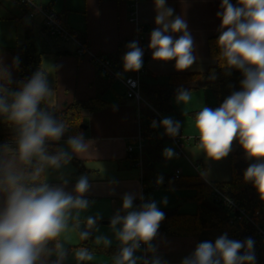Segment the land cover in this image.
Returning <instances> with one entry per match:
<instances>
[{"label":"clouds","instance_id":"clouds-1","mask_svg":"<svg viewBox=\"0 0 264 264\" xmlns=\"http://www.w3.org/2000/svg\"><path fill=\"white\" fill-rule=\"evenodd\" d=\"M35 5L33 0H27ZM155 25L150 33L149 49L156 61L175 60V69L185 71L197 61L195 42L183 16L174 15L166 0H154ZM217 12L220 19L215 57L226 75L232 69L241 71L239 91H233L215 108L202 107L194 117L198 137L196 147L206 162H218L232 151L238 142L246 159L254 160L244 172L245 183H251L264 201V0H221ZM169 33H180L173 38ZM122 57L123 72H139L143 67L144 50L138 41L126 45ZM19 56L12 66L5 65L0 53V118L12 131L9 142L0 144V264H66L71 255L75 264H87L94 259V249L82 242L92 239L95 247L107 249L113 238L100 233L98 222L102 213H86L94 201L86 195L91 189L90 177L80 175L71 192L66 191L70 174L65 171L74 156L82 160L97 159L95 141L86 139L83 132L70 135L64 146H58L70 126L47 105L53 93L49 77L59 65L49 64L51 72L39 67L17 89L10 85L12 69L18 68ZM122 79V73H116ZM216 79L215 70L209 76ZM129 83H133L129 81ZM190 91L177 89L175 102L186 103ZM164 135H180L181 123L164 117L159 124ZM163 157L171 160L174 149L167 147ZM55 174L58 184L50 183ZM201 176L206 179L210 170ZM157 184L163 177L157 178ZM117 181L110 180L109 185ZM114 187L109 194H114ZM139 199L140 204L134 202ZM227 199V203L232 201ZM160 204L167 205V197ZM123 213V214H121ZM165 213L155 200H145L143 194L128 192L122 196V207L110 219L109 229L118 251L110 264H166L156 255L152 242L158 235ZM78 237L81 246L74 247L67 234ZM93 233H97L93 237ZM144 246L145 255L136 253ZM148 254H151L149 257ZM255 241L230 239L227 233L215 242L203 241L181 260V264H255Z\"/></svg>","mask_w":264,"mask_h":264},{"label":"crops","instance_id":"crops-1","mask_svg":"<svg viewBox=\"0 0 264 264\" xmlns=\"http://www.w3.org/2000/svg\"><path fill=\"white\" fill-rule=\"evenodd\" d=\"M35 1L40 6L53 9L63 25L68 30L77 32L78 41L81 42L79 37L82 38L94 56L102 55L109 60H116L119 45L135 40L137 28L141 29L143 31L142 46L146 49L144 73L140 79L142 83L165 84L168 75L205 72L215 63L208 56V40L215 38L217 41L219 36L221 21L217 17V12L222 11L221 0H166V6L174 9V15L183 16L186 20L188 30L195 42L194 55L198 59L191 68L185 71L175 69V60L162 62L152 58V50L148 45L150 33L156 27L154 0H136V2L133 0ZM231 3L236 5L234 2ZM169 34L173 35L174 39L180 35V33ZM27 40H32L40 50L42 68L51 72L49 64L60 66L59 70L51 73L49 77L53 86V93L47 101L50 108L63 110L75 101L83 102L95 98L105 103L99 110L93 112L84 110L80 114L81 125L85 126V129L80 126V132L84 133L86 139L95 141L93 147L97 153V159L82 160L79 157H73L65 169L70 174L66 191L73 190L80 175L90 177L91 189L86 198L95 203L84 215L101 212L102 219L98 222L99 229L101 226H107L113 238L111 247H119L109 229L110 219L117 210L121 209L122 196L125 193L143 194L141 171L135 165L136 163L132 164L129 160L126 146L138 134L139 120L144 116V112L140 111L138 120L135 102L124 96L123 85L119 81L103 77L86 55L76 53L75 43L49 37L41 25L39 15L28 17L15 0H0V53H2L5 65L12 66L15 58L14 48L24 44ZM118 65L123 70L122 63L118 62ZM127 74L128 72L124 73V75ZM12 80L14 84L16 68L12 69ZM175 97L171 100L173 111L167 117L177 118L179 122L188 117L184 115L185 113L199 111L202 107L211 106L215 102L208 90L194 91L190 93L191 98L186 102L188 103L187 112L182 113L177 110L180 104L175 102ZM186 122L187 128L184 131L180 130V135L185 138L183 155L175 156L171 160L163 157L157 169L169 174H175L178 171L181 177L198 175L205 183L229 181L231 178L230 154L221 161L206 162L205 156L196 147L198 137L193 136L195 130L189 127V124H192L189 122L194 121L188 117ZM70 135L68 131L58 146H64ZM191 137L195 139L191 140ZM232 150L242 149L238 142H234ZM254 162L250 160L249 165ZM192 164L197 166L196 170ZM204 170H210L206 179L200 174ZM110 180H115L117 183L110 186ZM50 183H59L55 179V174L50 178ZM112 187L115 191L110 195ZM192 196H194L193 189L155 188L151 194V200L158 203L160 210L176 208L179 213L192 215L197 212V204L191 199ZM164 197L168 199L166 206L159 203ZM134 203L139 205L140 200L137 199ZM201 204L204 209L212 213L222 214L210 199ZM103 222H108V224H103ZM96 234L93 233V237ZM222 234L220 230L213 228L204 229L193 236L170 237L158 231L152 243L157 247L156 255L166 261V264H181V260L190 255L198 243L203 241L214 243L216 238ZM67 238L72 245L79 241L73 233L67 234ZM90 241L92 243V239ZM114 254L106 253L105 255L109 257ZM136 254L142 256L141 250ZM104 260L103 257H94L93 261L87 264H110L111 258L108 263H104ZM66 264H71V261L68 259Z\"/></svg>","mask_w":264,"mask_h":264},{"label":"trees","instance_id":"trees-1","mask_svg":"<svg viewBox=\"0 0 264 264\" xmlns=\"http://www.w3.org/2000/svg\"><path fill=\"white\" fill-rule=\"evenodd\" d=\"M230 1L237 3V0ZM79 40L86 45L82 38L79 37ZM126 45H119L116 60H111L114 67L122 69L118 65V62L122 63V57L127 51ZM140 47L144 50V66L146 49L143 46ZM13 52L14 57L19 56L20 58L19 67L16 68V81L10 85L13 90H16L18 82L26 81L41 67V52L32 40H27L24 44L15 47ZM218 52L215 38H210L208 40V56L215 63L207 71L168 75L167 82L161 85H148L140 82V93L147 104L140 106V111L144 112V116L139 121L140 134L144 140L140 169L143 196L145 200H151V194L155 188L193 189L194 196L191 199L197 204V212L191 215L179 213L176 208L163 209L161 211L165 213V219L161 222L158 231L170 237L193 236L204 229L213 228L220 230L223 234L227 233L230 239L244 241L247 238H252L255 241V264H264V237L258 233L253 225L247 223L243 218H239L235 210L230 207H224L212 197L214 188L238 207L243 208L247 215L261 229H264V201L260 200L253 185L245 183L243 178L250 161L246 159L243 150H232L230 152L231 178L227 182L205 183L198 175L175 177L174 174L164 173L157 169V165L163 161L162 153L165 143L169 141V136L163 134L165 131L163 127L158 126L153 128L151 125L154 120L159 124L164 117L173 111L171 100L177 95L178 88L189 90L190 93L198 90H208L215 100L213 105L207 106L212 109L219 107L223 103L225 97L222 94V90L226 84L236 82L239 90H241L240 81L243 79L241 71L232 69L230 74L226 75L225 70L220 67L215 59ZM213 70H215L216 79L210 80L209 76ZM132 73L131 71L128 72V74ZM104 105L103 101L95 98L83 102L75 101L63 110H53L58 117L70 126L69 132L71 135H75L81 129V112L84 110L93 112L101 109ZM197 112L188 113V116L194 119ZM173 120L178 121L177 118ZM12 135V131L0 118V144L9 142ZM137 159L138 156L135 154L129 158L132 164ZM161 176L163 177V182L157 184V178ZM209 199L212 201V204L216 205L218 210L222 211L221 215L212 213L202 207L201 203ZM90 240L82 243L84 246L94 249V253L114 254L118 251L119 247H109L107 249L95 247Z\"/></svg>","mask_w":264,"mask_h":264},{"label":"built area","instance_id":"built-area-1","mask_svg":"<svg viewBox=\"0 0 264 264\" xmlns=\"http://www.w3.org/2000/svg\"><path fill=\"white\" fill-rule=\"evenodd\" d=\"M15 1L23 8V10L25 11L28 17H34L36 15H39L41 17V25L49 36L56 37L58 39L65 41H72L76 45V53L78 55H86L103 77H106L110 80L119 81L124 87V96L127 99H131L135 102V105L137 107L138 120H139L140 106L142 104L147 105L140 93V79L142 74L144 73L143 67L139 72H133L132 74L124 75L123 70L119 67H114L112 61L109 60L108 58L102 55L94 56L89 51L86 45L78 41L77 32L70 31L63 25V23L61 22L58 15L53 9L40 6L35 0H33V3L35 5H38V7L29 4L27 0H15ZM133 1L136 2V0ZM136 32H137V36L135 40L138 41L139 46H142L143 31L137 28ZM116 73H122L123 78L118 79L116 77ZM129 81L134 82V84L129 83ZM184 140L185 138L182 137L181 135H177L176 137L169 136V141L172 143L174 147V152L176 154L175 156L177 157L183 155ZM143 146H144V140L141 137L140 130L138 134L127 143L126 146V154L128 158H131L132 155L134 154L138 156L135 165L139 168V170L141 169V152ZM192 166L194 170H196L197 166H195L194 164H192ZM174 175L175 177H178L179 176L178 171H176ZM212 197L215 201L219 202L224 207H230L233 210H235L238 213L239 218H243L247 223L253 225L257 229L258 233L262 237H264V229H261L260 226L247 215V213L243 208L238 207L233 202L231 204L227 203V199H226L227 197H225L222 193H220L218 190L214 188H213ZM140 250L142 252V256L145 255L143 245L141 246Z\"/></svg>","mask_w":264,"mask_h":264},{"label":"rangeland","instance_id":"rangeland-1","mask_svg":"<svg viewBox=\"0 0 264 264\" xmlns=\"http://www.w3.org/2000/svg\"><path fill=\"white\" fill-rule=\"evenodd\" d=\"M233 91H239V87H238V84L236 83V82H230V83H228V84H226L225 86H223V90H222V94H223V96L225 97V98H227ZM178 108V107H177ZM187 108H188V103H181L180 105H179V109H177V110H180L182 113H184V112H187L186 110H187ZM176 113H178V111H176ZM185 116H188V112L187 113H185L184 114ZM184 115H182L183 117H185ZM181 116V115H180ZM179 116V117H180ZM167 117V116H166ZM189 117V116H188ZM187 117V118H188ZM187 118H184V120L182 119V121H180V123H181V130H185L187 127H186V125H185V123H187L186 122V119ZM189 119L190 120H192V121H194V119H192L191 117H189ZM189 123H192V124H189V127L191 128V129H193V130H195V134H193V136H196L197 135V133H196V129H195V126H193V124L195 123V121L194 122H189ZM195 139V137H191V140H194ZM185 144V143H184ZM167 147H171V148H173L174 149V147H173V145H172V143L170 142V141H168V142H166L165 143V145H164V149L165 148H167ZM219 212H222V211H219ZM101 230H100V233H103V234H106V235H108L109 237H111L110 236V234H109V232H108V227L107 226H101V228H100ZM93 243V242H92ZM74 247H79L80 246V241H77L76 242V244L75 245H73ZM102 247V246H101ZM111 256L112 255H110L109 257H107V255H105V254H103V253H95L94 254V257H96V258H104L105 260L103 261L104 263H108L109 261H110V258H111ZM70 261H71V264H75V261H74V259L72 258V256L70 255L69 256V258H68Z\"/></svg>","mask_w":264,"mask_h":264},{"label":"water","instance_id":"water-1","mask_svg":"<svg viewBox=\"0 0 264 264\" xmlns=\"http://www.w3.org/2000/svg\"><path fill=\"white\" fill-rule=\"evenodd\" d=\"M83 129H85V126L81 125ZM103 224H108V222H103Z\"/></svg>","mask_w":264,"mask_h":264}]
</instances>
